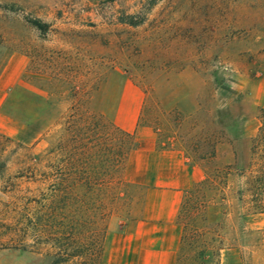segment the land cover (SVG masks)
I'll return each mask as SVG.
<instances>
[{
	"label": "rangeland",
	"instance_id": "obj_1",
	"mask_svg": "<svg viewBox=\"0 0 264 264\" xmlns=\"http://www.w3.org/2000/svg\"><path fill=\"white\" fill-rule=\"evenodd\" d=\"M262 117L264 0H0V264H103L153 184L125 175L147 146L169 171L228 169L229 264H264L235 175ZM111 124L139 141L124 184Z\"/></svg>",
	"mask_w": 264,
	"mask_h": 264
},
{
	"label": "trees",
	"instance_id": "obj_2",
	"mask_svg": "<svg viewBox=\"0 0 264 264\" xmlns=\"http://www.w3.org/2000/svg\"><path fill=\"white\" fill-rule=\"evenodd\" d=\"M76 127V122L72 124ZM115 135L124 136L128 140L125 146H117L114 157L113 170L118 174V181L124 184L121 178V171L126 156L132 150L139 147V141L135 132H123L111 124ZM77 130V129H76ZM75 137L77 135H74ZM11 140L0 134V167L3 166V152L6 143ZM78 142L71 151L72 158L81 156ZM91 159V157H89ZM77 159H73L76 162ZM77 171L76 167L74 168ZM223 173V170L214 169L213 173L207 175L202 181L185 192L180 204L178 221L181 223V237L177 252L176 264H220V252L228 247L224 244L227 233L221 227V216L231 214L228 201V179L230 172ZM235 175L243 178V187L236 192V200L241 202L240 217L248 220L258 213H264V117L259 121L255 135L250 140V158L245 170H238ZM220 197L222 202L217 203L216 198ZM220 210L219 211L216 210ZM214 211V217L212 213ZM215 211L217 213H215ZM241 231L248 229L246 222L241 224ZM99 256L102 254V247L98 248ZM105 254V253H104ZM105 255H103V264ZM54 264H62L55 262ZM64 264H76L67 263ZM80 264V263H79ZM82 264V263H81Z\"/></svg>",
	"mask_w": 264,
	"mask_h": 264
},
{
	"label": "crops",
	"instance_id": "obj_3",
	"mask_svg": "<svg viewBox=\"0 0 264 264\" xmlns=\"http://www.w3.org/2000/svg\"><path fill=\"white\" fill-rule=\"evenodd\" d=\"M129 155L125 175L130 182H142L143 172L151 167L153 184L143 192L139 216L113 232L105 249L104 264H176L182 228L178 222L184 193L203 180L200 168L169 171L161 156L150 146ZM129 170V171H128ZM254 228L255 219H251ZM264 244V228L262 231ZM231 248L220 252L219 263L229 264Z\"/></svg>",
	"mask_w": 264,
	"mask_h": 264
}]
</instances>
